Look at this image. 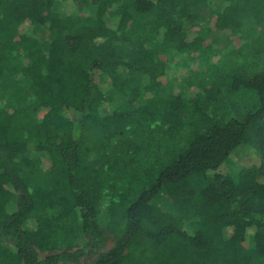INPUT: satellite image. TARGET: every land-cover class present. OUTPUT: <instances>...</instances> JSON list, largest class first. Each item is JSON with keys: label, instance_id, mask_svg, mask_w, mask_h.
<instances>
[{"label": "trees", "instance_id": "obj_1", "mask_svg": "<svg viewBox=\"0 0 264 264\" xmlns=\"http://www.w3.org/2000/svg\"><path fill=\"white\" fill-rule=\"evenodd\" d=\"M91 259L264 264V0H0V264Z\"/></svg>", "mask_w": 264, "mask_h": 264}, {"label": "rangeland", "instance_id": "obj_2", "mask_svg": "<svg viewBox=\"0 0 264 264\" xmlns=\"http://www.w3.org/2000/svg\"><path fill=\"white\" fill-rule=\"evenodd\" d=\"M177 71L179 72L180 69H178ZM206 83H208V77H205L201 81L200 84L203 85ZM186 90H188V89H186V88L185 89L184 88H182V89L175 88L174 89L176 94L187 93ZM189 93H194V91L191 90ZM254 104H255L254 95L249 94V93H242V95L239 98L230 101L229 105L232 108V114L231 115L240 118L244 115L247 108H250ZM236 153L233 154V156L231 157V160L233 159L234 162L241 165L242 167L250 168L254 164L258 163V157L254 156V155H250L251 153H253V151L249 148H246V147L240 148L239 150L236 151ZM224 172H225V170H224ZM158 204L162 207L166 206L164 199H162ZM111 246H112V243H110L107 248L109 249ZM91 263H92V259L88 262H85L84 264H91Z\"/></svg>", "mask_w": 264, "mask_h": 264}]
</instances>
